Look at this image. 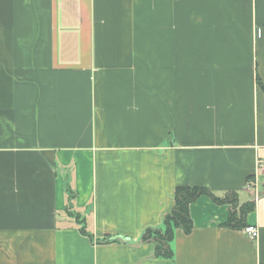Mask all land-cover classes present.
Here are the masks:
<instances>
[{
	"label": "crops",
	"instance_id": "crops-1",
	"mask_svg": "<svg viewBox=\"0 0 264 264\" xmlns=\"http://www.w3.org/2000/svg\"><path fill=\"white\" fill-rule=\"evenodd\" d=\"M257 77L264 0H0V264H264ZM179 185L255 202L258 237L201 195L157 257Z\"/></svg>",
	"mask_w": 264,
	"mask_h": 264
},
{
	"label": "trees",
	"instance_id": "trees-1",
	"mask_svg": "<svg viewBox=\"0 0 264 264\" xmlns=\"http://www.w3.org/2000/svg\"><path fill=\"white\" fill-rule=\"evenodd\" d=\"M259 85L264 90L259 77H257ZM201 195H208L217 204L229 205L230 213L227 222L224 224L234 230L243 231L247 223L248 214L255 208V202L246 201L240 203L238 192H230L224 196H218L208 186L199 185H179L174 192L175 203L172 210L165 216L163 227L147 228L142 235V241L152 242L155 244V255L157 257L171 258L174 255L172 242L176 236V230L182 229L185 233H190L194 227L190 214V205L195 202ZM76 198V192L68 187V205L67 213L75 218L80 226L83 234L89 235L87 230V220L82 214L73 209V201ZM105 237L104 242H116L117 240Z\"/></svg>",
	"mask_w": 264,
	"mask_h": 264
},
{
	"label": "built area",
	"instance_id": "built-area-1",
	"mask_svg": "<svg viewBox=\"0 0 264 264\" xmlns=\"http://www.w3.org/2000/svg\"><path fill=\"white\" fill-rule=\"evenodd\" d=\"M262 168H264V160H262L260 163V169L262 170ZM243 232L250 236V238L252 239H256L259 235V229L255 225H247Z\"/></svg>",
	"mask_w": 264,
	"mask_h": 264
},
{
	"label": "water",
	"instance_id": "water-1",
	"mask_svg": "<svg viewBox=\"0 0 264 264\" xmlns=\"http://www.w3.org/2000/svg\"><path fill=\"white\" fill-rule=\"evenodd\" d=\"M110 240H118V241H120V242H122V243H126V242H129V241H130L129 238L124 237V236H121V235H118V236H112V237L110 238Z\"/></svg>",
	"mask_w": 264,
	"mask_h": 264
}]
</instances>
